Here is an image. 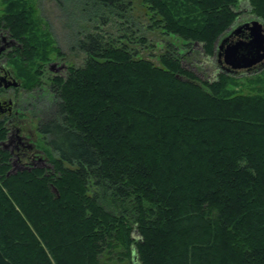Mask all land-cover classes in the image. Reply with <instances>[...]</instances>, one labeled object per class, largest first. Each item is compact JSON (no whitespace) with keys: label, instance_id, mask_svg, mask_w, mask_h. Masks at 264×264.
<instances>
[{"label":"trees","instance_id":"obj_1","mask_svg":"<svg viewBox=\"0 0 264 264\" xmlns=\"http://www.w3.org/2000/svg\"><path fill=\"white\" fill-rule=\"evenodd\" d=\"M92 1L111 18L129 12L126 0ZM141 1L183 53L167 42L155 65L126 29L85 34L83 66L52 83L37 126L57 158L8 175L0 149V251L12 264H264V71L248 79L253 95L236 94L239 77L217 54L239 0ZM247 1L264 25V0ZM172 2L194 18L175 16ZM0 29L21 40L25 12ZM212 58V80L185 64Z\"/></svg>","mask_w":264,"mask_h":264},{"label":"rangeland","instance_id":"obj_2","mask_svg":"<svg viewBox=\"0 0 264 264\" xmlns=\"http://www.w3.org/2000/svg\"><path fill=\"white\" fill-rule=\"evenodd\" d=\"M126 4H128L129 12L123 16V19H119L111 18L114 14H107V11L103 9L98 10L92 0H0V18L25 12L28 23V29L21 40H16L9 31L0 29V49L5 48L3 54L0 51V64H5L6 70L12 73L18 83V87L14 89L2 90L0 88V97L13 96L17 103L16 108L13 109L14 115L16 114L12 119L13 122H9L8 118L0 122V130L5 131L6 134L5 139L0 141V149L5 150L3 146L10 145L9 137L13 129L19 128L21 138H24L30 146L33 145L30 153L36 155L33 157L35 160L32 163L23 158L22 161L26 163L21 164L24 167H31L28 170H42L45 168L44 165L48 166L51 159L57 158L56 154L47 146L44 136L38 133L37 126L54 102V94L51 91L52 83L63 77L67 73V69L83 66L86 55L78 48L77 43L83 39L85 34H96L103 31L105 38L112 36L120 38L122 31L126 29L127 38L133 41L131 44L133 50L138 52L141 58L150 60L155 65H159L158 57L165 52L167 42L174 44L183 53L184 43L182 40L175 36L165 35L162 31L151 27L153 23L148 21L145 15L146 7L143 6L141 0H126ZM171 5L175 16L181 17L183 20L185 16H189V22L194 18L190 10L183 9L178 3L172 2ZM236 6L237 10L242 13L237 19L236 25L251 21L262 24L248 11L250 7L247 0H239ZM107 17V23H101ZM198 18L200 16L197 15L196 19ZM142 39H145V45L140 43ZM221 40L222 38L218 44ZM17 46L22 47L25 51H29L31 47L35 48V59L22 61L17 57ZM26 46L29 47L25 49ZM195 49L200 51L199 47ZM24 50L23 52H25ZM216 60L212 58L211 61H205V63L199 60L201 63L191 62L192 64L188 65L189 63L185 62V64L188 69L194 70L201 79L212 80L218 71ZM53 64L66 69L56 73L50 69ZM196 64H198L197 67ZM262 71H264V67H261L260 70L252 69L249 72L242 70L236 73V76L239 77L236 82H239L240 85L233 89L235 93L253 95L254 93L251 91L253 87L251 88L248 79ZM3 75L4 71L2 70L0 77ZM261 76L264 78V72L261 73ZM257 86L264 90V83ZM33 89L35 92H32ZM37 96H39V100H36ZM16 147L17 149L10 145L6 149L10 162L8 175L23 171L15 169L13 166L14 162H17L16 154L21 149V145L16 143Z\"/></svg>","mask_w":264,"mask_h":264},{"label":"water","instance_id":"obj_3","mask_svg":"<svg viewBox=\"0 0 264 264\" xmlns=\"http://www.w3.org/2000/svg\"><path fill=\"white\" fill-rule=\"evenodd\" d=\"M245 32L247 35L243 37L241 33ZM2 50L0 49V51ZM218 56L220 59L222 58L219 62H223L232 74L242 70L249 72L255 68L260 70L261 67H264V25L257 21L238 25L218 44ZM13 80L15 79L13 78ZM17 85L16 81H9L6 87H16ZM0 264H12L1 251Z\"/></svg>","mask_w":264,"mask_h":264},{"label":"flooded vegetation","instance_id":"obj_4","mask_svg":"<svg viewBox=\"0 0 264 264\" xmlns=\"http://www.w3.org/2000/svg\"><path fill=\"white\" fill-rule=\"evenodd\" d=\"M241 35L243 37H245L247 34L245 33H241ZM13 43V42H11ZM5 50V48L1 51L3 54V51ZM50 69L56 73L63 71V69H66L65 67H57V64H53L50 66ZM4 71V75L2 77H0V88L2 90H7V89H14L16 87H18V85L16 87L13 86H9L6 87L9 83V81H15L13 80V75L12 73L8 72L6 70V66L5 64H0V73L1 71ZM18 84V83H17ZM36 89V88H35ZM35 89L32 90V92H35ZM15 98L13 96H4V97H0V122H2L3 120H5L6 118H8L9 122H13V117H15L14 115V111L13 109L16 108L17 103L14 100ZM39 96H37L36 100H39ZM55 99V96H54ZM9 143L11 146H13L15 149H17L16 147V143L21 145V149H19V151L17 152L18 154H16V158H17V162H14L13 166L15 167V169H19V170H28L31 167L29 166H22L23 163H26L25 161H22L23 158H25L29 163H32L35 159H33V157H36L35 154L32 155V153H30V150L33 149V145L30 146V144L28 142L25 141L24 138H21L20 136V130L19 128H14L11 136L9 137ZM10 145H6L3 146V149H5L4 151H7L6 149L9 148ZM32 156H30V155ZM22 163V164H21ZM44 167H47L46 165H44ZM30 171V170H29Z\"/></svg>","mask_w":264,"mask_h":264},{"label":"bare ground","instance_id":"obj_5","mask_svg":"<svg viewBox=\"0 0 264 264\" xmlns=\"http://www.w3.org/2000/svg\"><path fill=\"white\" fill-rule=\"evenodd\" d=\"M241 25V24H240ZM217 54H218V46H217ZM218 58H219V56H218ZM222 59V58H221ZM221 59L219 58V61H221ZM7 63V62H6ZM223 63V62H222ZM222 63H220L219 62V64H222ZM224 65V64H223ZM225 66V65H224ZM47 67V66H46ZM227 69H228V67L227 66H225ZM15 72V71H14ZM35 102V101H34ZM135 262H136V259H134V264H135ZM137 264V263H136Z\"/></svg>","mask_w":264,"mask_h":264}]
</instances>
